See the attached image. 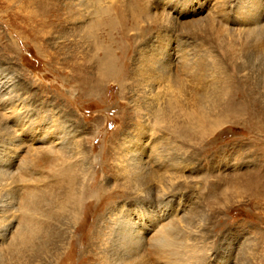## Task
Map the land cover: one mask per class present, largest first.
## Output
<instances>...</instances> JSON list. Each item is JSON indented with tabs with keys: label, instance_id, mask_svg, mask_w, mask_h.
Listing matches in <instances>:
<instances>
[{
	"label": "rangeland",
	"instance_id": "374dc122",
	"mask_svg": "<svg viewBox=\"0 0 264 264\" xmlns=\"http://www.w3.org/2000/svg\"><path fill=\"white\" fill-rule=\"evenodd\" d=\"M162 1L0 0V264H264V18L232 22L247 0H172L163 17ZM98 47L123 88L73 70ZM176 53L203 79L202 122L142 75L152 55L174 72ZM29 176L40 202L23 208ZM163 214L172 256L151 235L125 245L122 226Z\"/></svg>",
	"mask_w": 264,
	"mask_h": 264
},
{
	"label": "bare ground",
	"instance_id": "6f19581e",
	"mask_svg": "<svg viewBox=\"0 0 264 264\" xmlns=\"http://www.w3.org/2000/svg\"><path fill=\"white\" fill-rule=\"evenodd\" d=\"M162 4V16L164 17L167 9L173 10L174 4L172 3V0H163ZM237 8L238 9L235 13V18L234 20H232V22L236 25L257 26L259 22H261V20L264 18V0H247V2L240 3ZM98 12H102V9H99ZM115 19L123 22V13L121 11H117ZM115 19H113L112 22L109 23V26L112 28H116ZM96 49L97 50L94 55L84 57V63H79V61L77 60L73 62L72 68L73 70H75V73L79 75H88L89 70L98 69L104 73V77L108 76V78L115 80V84H118L117 86L123 88L120 85H123L124 83L125 73L120 69H115L117 57L116 50L115 52L113 50H110L109 53L108 51H103L100 47ZM165 51L166 50H164L163 52ZM163 52H160L158 55H156L157 58L158 56L162 55L161 53ZM122 53L125 52L123 51ZM79 54L81 56V53ZM180 55L179 53L177 54L178 59L176 60L175 64L177 63L179 67H177L178 69H176L174 72L171 69L173 68L171 67L172 65H164V63L162 62H157L154 55L146 57V61L142 64L144 66V68L141 70L142 75L146 76L147 79L149 77L152 80L153 84L157 85V90H161L160 87H175L178 93V95L176 96V101H178L179 99L178 103L184 104L183 102H186L185 104L191 106L193 109V114L190 115L198 118L199 122H202V118L197 117L198 111L196 107L198 106V103L200 104V102L196 97H200L198 93L200 90V84L202 83L203 79H199L196 68L194 66L188 65L187 60H185V58ZM122 56L124 58L125 54H123ZM137 156L139 155L136 154V157ZM29 178L30 181L34 179L32 176H29ZM31 182H37L38 185H31L29 187H26V196L23 200V208L26 207L29 200H31V203L40 202L38 200L39 197L36 195H39L42 191L40 186L43 181L34 179V181ZM4 206L5 205L3 204L0 205V215L3 212L2 207ZM167 219L168 217L163 214V218L161 221H158L155 218H150L149 220H147V223L146 221H140L132 226L128 224L125 227L122 226L120 228V232L121 234H123V236H126V238H124L125 245L127 247H135L137 249H140V247L145 246V240H149L146 236L151 235L150 241L152 244L151 246L154 247L155 255H157L161 259H165L166 255L172 256L173 251L178 248L176 246L177 243L173 238L172 225L166 222ZM31 222L32 221L24 222L23 224H21V227L26 230L30 227ZM26 233L27 231H21V234H19L17 238L24 239V235Z\"/></svg>",
	"mask_w": 264,
	"mask_h": 264
}]
</instances>
